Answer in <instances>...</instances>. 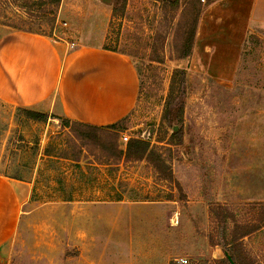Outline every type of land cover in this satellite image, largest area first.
<instances>
[{"label": "rangeland", "instance_id": "1", "mask_svg": "<svg viewBox=\"0 0 264 264\" xmlns=\"http://www.w3.org/2000/svg\"><path fill=\"white\" fill-rule=\"evenodd\" d=\"M102 1L110 8L103 44L135 63L136 102L112 132L68 127L57 117L34 120L26 110L38 108L0 98V174L25 190L0 264H219L231 239L240 245L239 263L264 264V200H221L242 98L249 87L264 89V38L248 35L236 77L220 83L189 70L184 55L212 0ZM60 2L0 0V34L61 36L71 49L76 35L68 34ZM177 67L184 81L166 106ZM166 118L182 128L180 140L170 137ZM123 135L148 141L161 170L146 158L125 160Z\"/></svg>", "mask_w": 264, "mask_h": 264}, {"label": "crops", "instance_id": "2", "mask_svg": "<svg viewBox=\"0 0 264 264\" xmlns=\"http://www.w3.org/2000/svg\"><path fill=\"white\" fill-rule=\"evenodd\" d=\"M60 7L76 35L69 50L61 36L1 32L0 98L94 126L125 117L139 75L130 55L103 48L110 8L102 0H61ZM250 33L264 38V0H212L198 19L188 69L232 81ZM245 93L221 182L225 202L264 200V89ZM24 195L22 184L0 174V246L16 230Z\"/></svg>", "mask_w": 264, "mask_h": 264}, {"label": "trees", "instance_id": "3", "mask_svg": "<svg viewBox=\"0 0 264 264\" xmlns=\"http://www.w3.org/2000/svg\"><path fill=\"white\" fill-rule=\"evenodd\" d=\"M177 0H175L174 2L176 3ZM114 11V10H112ZM197 25V21H195V25H194V30L192 31L191 35L188 37L187 39V44H186V48L184 51V55L188 56L191 52V48H192V44H193V38H194V33H195V28ZM103 48L105 49H109V50H113L114 49H110L108 47H106L105 44H103ZM124 53L123 51H119ZM184 76H185V69L184 68H174L172 70V74L170 77V84H169V94H168V98L166 101V106L172 103L173 100V92L175 90V86L177 83V80H179V82H183L184 81ZM180 104V103H179ZM177 109H176V116H177V120L181 121L182 119V113H183V102H181L180 105H177ZM26 113L28 114V116H30L32 119L34 120H46L49 117H57L61 120V122L65 125V126H72V125H76V126H80V127H89V128H97V129H101V130H109L112 132H118L120 131V129L122 128V125L125 123L126 121V116L118 119L117 121L104 125V126H94V125H90L88 123H83V122H79L76 120H71L69 118L63 117V116H58L55 115L53 113H47L41 110H36V109H27ZM166 121L168 122V124L170 125L171 129L173 130V123L171 119L166 118ZM182 128H177L176 130H173L170 137L172 138H177L178 140L181 139L182 136ZM123 155H124V159L125 160H139V159H143L146 158L148 160V162H150L152 164V166H154L156 169L160 168L162 164H164V161L161 159L160 155H157L156 152L150 148L148 141H145L141 138L138 137H130L128 138V140L125 143V149L123 151ZM161 164V165H160ZM161 170V169H159ZM233 214H231L229 217L233 219ZM218 217V216H216ZM222 217V216H221ZM229 249L226 247V245H221V249L224 252V256L216 259L215 261L218 262L219 264H241L239 263L237 260L241 257V253L239 252L240 250V245L238 244L237 240L231 239L229 241ZM241 244V243H240ZM236 253V255H235ZM242 264H259V262H256V260H246L244 261Z\"/></svg>", "mask_w": 264, "mask_h": 264}, {"label": "built area", "instance_id": "4", "mask_svg": "<svg viewBox=\"0 0 264 264\" xmlns=\"http://www.w3.org/2000/svg\"><path fill=\"white\" fill-rule=\"evenodd\" d=\"M128 136H126V135H123V137H122V140H123V142H126L127 140H128ZM181 263H184L185 262V260L184 259H180L179 260Z\"/></svg>", "mask_w": 264, "mask_h": 264}, {"label": "water", "instance_id": "5", "mask_svg": "<svg viewBox=\"0 0 264 264\" xmlns=\"http://www.w3.org/2000/svg\"><path fill=\"white\" fill-rule=\"evenodd\" d=\"M176 129H177V126H174V127H173V130H176Z\"/></svg>", "mask_w": 264, "mask_h": 264}]
</instances>
